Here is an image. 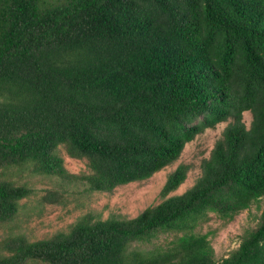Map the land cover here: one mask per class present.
Masks as SVG:
<instances>
[{"label":"trees","instance_id":"trees-1","mask_svg":"<svg viewBox=\"0 0 264 264\" xmlns=\"http://www.w3.org/2000/svg\"><path fill=\"white\" fill-rule=\"evenodd\" d=\"M224 122L183 193L170 195L186 163L138 215L8 236L0 264H264V203L220 258L214 232L199 230L264 199V0H0V222L34 193L16 170L110 192L150 178ZM61 146L91 172L70 173ZM40 200L64 205L67 190ZM163 235L165 244L134 246Z\"/></svg>","mask_w":264,"mask_h":264},{"label":"rangeland","instance_id":"rangeland-1","mask_svg":"<svg viewBox=\"0 0 264 264\" xmlns=\"http://www.w3.org/2000/svg\"><path fill=\"white\" fill-rule=\"evenodd\" d=\"M252 114L244 113L247 126L250 125ZM226 122L209 128L185 145L180 158L174 163L156 172L150 178L135 181L116 187L113 191L88 190L85 183L78 180L61 179L58 176L35 174L29 171L16 170L12 177L19 183H25L34 190L30 197L21 200V208L16 217L7 222H0V254L6 253L2 249L4 238L23 234L29 240L50 237L69 228L83 216L93 219H107L109 217H134L146 207L159 203L163 198L161 189L167 176L181 163L189 164L187 178L180 187L170 195L181 194L191 187L202 173L201 164L208 158L215 142L222 135ZM59 154L64 158V166L72 174H89L91 169L86 159H78L68 155L66 148L61 146ZM48 188H65L68 201L66 204L42 203L41 195ZM264 199L260 206L254 204L244 210L233 221L224 224L213 217L199 230L214 232L212 245L217 258L228 254L240 241L241 235L255 222L263 208ZM165 235L152 241L136 242L134 246L140 249H151L156 245L165 244Z\"/></svg>","mask_w":264,"mask_h":264}]
</instances>
